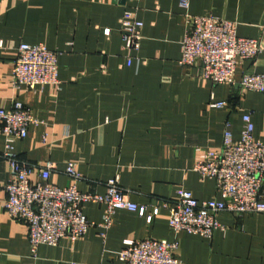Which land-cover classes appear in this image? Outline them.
I'll use <instances>...</instances> for the list:
<instances>
[{"label":"crops","instance_id":"1","mask_svg":"<svg viewBox=\"0 0 264 264\" xmlns=\"http://www.w3.org/2000/svg\"><path fill=\"white\" fill-rule=\"evenodd\" d=\"M125 11L143 22L130 65L119 26ZM190 15L234 21L240 37L264 47V0H0V108L19 100L36 119L15 142L17 156L38 166L51 162L53 185L72 182L81 192L104 194L106 181L117 177L146 215L158 207L150 222L135 211L117 210L105 237L93 225L74 242L63 238L56 246L32 248L25 225L3 208L2 188L0 264H127L117 253L145 237L177 239L182 264H264V212H220L225 229L211 238L168 225L164 204L177 199L178 189L199 201L222 200L214 180L200 178L193 166L205 152L221 149L225 129L238 141L248 113L254 138L264 143V90H245L239 83L243 74H264V50L237 67L232 84H213L201 76L199 62L179 63ZM21 43L59 52V84L13 86ZM3 142L0 135V150ZM69 163L80 175L76 181L63 173ZM8 177L0 159V184ZM261 190L264 201V178ZM103 209L82 207L95 224L102 222Z\"/></svg>","mask_w":264,"mask_h":264},{"label":"built area","instance_id":"2","mask_svg":"<svg viewBox=\"0 0 264 264\" xmlns=\"http://www.w3.org/2000/svg\"><path fill=\"white\" fill-rule=\"evenodd\" d=\"M181 5L187 8L186 2ZM123 49L127 52L126 64L130 65L140 45L143 22L131 11H125L119 19ZM106 34L109 30L104 31ZM264 50L258 40L240 37L234 21L211 15H190L189 25L181 41L183 66L200 63L201 76L213 84H232L239 65L253 60ZM17 57L12 68V84L15 88L26 86L35 90L38 86L59 84L58 55L43 44L21 43L16 48ZM240 85L245 90L262 92L264 74H243ZM224 102H212L213 107H223ZM36 119L19 100H14L8 108H0V135L3 148L0 159L8 165L9 177L0 189H4L6 199L3 208L8 216L25 225L28 241L32 248L40 244L56 246L67 238L74 242L84 235L89 227L96 225L105 232L112 224L117 210L135 211L150 222L158 214V207L146 215L145 206L130 201L127 193L119 185L118 178L106 181L104 194L81 192L75 183L65 186L49 182L53 164L43 166L20 159L15 151V142L27 135ZM254 124L250 114L242 117L241 136L234 141L231 131L223 132L219 151H207L198 159L193 170L202 179L215 182L222 200H197L184 189L176 190L177 199L167 205L168 225L173 231H185L211 238L215 230H224L217 216L228 211L235 214L264 212L262 183L264 178V143L253 136ZM63 173L72 181L79 179L75 165L69 163ZM37 178L32 180V176ZM86 203L103 205L102 222L89 221L82 207ZM179 241H167L145 237L132 240L117 253L120 261L127 264H182L177 257Z\"/></svg>","mask_w":264,"mask_h":264}]
</instances>
